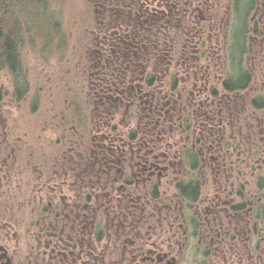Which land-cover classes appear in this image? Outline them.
Returning <instances> with one entry per match:
<instances>
[{
	"label": "flooded vegetation",
	"instance_id": "obj_1",
	"mask_svg": "<svg viewBox=\"0 0 264 264\" xmlns=\"http://www.w3.org/2000/svg\"><path fill=\"white\" fill-rule=\"evenodd\" d=\"M93 1L77 91L0 20V264H264V0Z\"/></svg>",
	"mask_w": 264,
	"mask_h": 264
},
{
	"label": "rangeland",
	"instance_id": "obj_2",
	"mask_svg": "<svg viewBox=\"0 0 264 264\" xmlns=\"http://www.w3.org/2000/svg\"><path fill=\"white\" fill-rule=\"evenodd\" d=\"M9 15L4 17L1 16L0 20H10L12 8L16 13L14 16H21L22 18H33L35 21L38 20L41 24L42 29H51V18L47 13H44L40 9L36 1L37 0H10ZM48 13H52L58 23L59 39L60 42L64 41L67 43L64 46V50H53L52 58L61 59L58 63L61 67L66 65L72 66L71 74L74 75L75 89L80 90L81 80L83 75V57L87 53L89 39L91 35V29H99L101 20L105 19V15L111 16V13L101 12L98 10V1L93 0H42ZM50 11V12H49ZM11 15V16H10ZM36 15V16H35ZM9 18V19H8ZM111 18V17H110ZM109 18V19H110ZM33 25V24H31ZM27 29V28H26ZM28 29H37L30 27ZM47 31V30H45ZM27 40L32 41V44L26 43L21 46V57L29 58L30 61L27 65H33L36 69L39 68L34 59H37L35 52L37 47H40V43H37L36 34L28 30L26 34ZM61 44V43H60ZM27 54V55H26ZM63 59V60H62ZM70 60V61H67Z\"/></svg>",
	"mask_w": 264,
	"mask_h": 264
},
{
	"label": "trees",
	"instance_id": "obj_3",
	"mask_svg": "<svg viewBox=\"0 0 264 264\" xmlns=\"http://www.w3.org/2000/svg\"><path fill=\"white\" fill-rule=\"evenodd\" d=\"M14 8H12L11 17L9 20L10 23V33L6 38V52L8 57H14L15 52V44L19 40V31L18 29H22V25H26L28 28L30 27L32 18H22L19 16H14Z\"/></svg>",
	"mask_w": 264,
	"mask_h": 264
}]
</instances>
